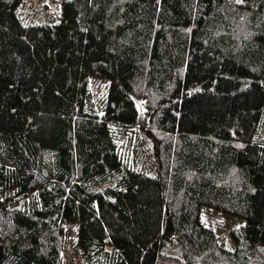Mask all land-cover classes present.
I'll list each match as a JSON object with an SVG mask.
<instances>
[{
  "label": "trees",
  "instance_id": "trees-1",
  "mask_svg": "<svg viewBox=\"0 0 264 264\" xmlns=\"http://www.w3.org/2000/svg\"><path fill=\"white\" fill-rule=\"evenodd\" d=\"M21 1L0 0V264H63L70 239L87 264H264V0H60L51 23ZM204 208L241 221L233 249Z\"/></svg>",
  "mask_w": 264,
  "mask_h": 264
},
{
  "label": "rangeland",
  "instance_id": "rangeland-1",
  "mask_svg": "<svg viewBox=\"0 0 264 264\" xmlns=\"http://www.w3.org/2000/svg\"><path fill=\"white\" fill-rule=\"evenodd\" d=\"M18 10L21 14L27 15L34 23H51L56 21L59 17L60 0H22ZM93 79L97 80V78H92V80ZM98 86H101V84L98 83ZM201 218L206 225L212 226L221 243H223L226 248L233 249L235 247V242L231 237L230 230L234 226L239 225L241 221L230 216L211 212L205 208L201 210ZM67 224L71 225L70 222H67ZM72 226L75 227L76 225L72 224ZM68 237L74 239L75 234L69 231ZM165 252L166 256L163 259V264H168L172 250L169 247L168 251ZM176 256H178L177 252ZM63 264H87L85 256L75 249L73 240L71 241V239L68 241V247L63 254Z\"/></svg>",
  "mask_w": 264,
  "mask_h": 264
},
{
  "label": "snow or ice",
  "instance_id": "snow-or-ice-1",
  "mask_svg": "<svg viewBox=\"0 0 264 264\" xmlns=\"http://www.w3.org/2000/svg\"><path fill=\"white\" fill-rule=\"evenodd\" d=\"M236 2H237V3H242V2H243V0H236Z\"/></svg>",
  "mask_w": 264,
  "mask_h": 264
}]
</instances>
